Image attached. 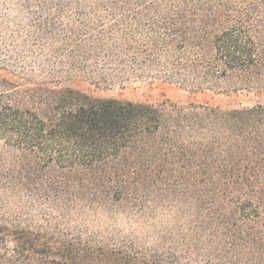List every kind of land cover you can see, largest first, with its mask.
<instances>
[{"label":"trees","instance_id":"16d2710c","mask_svg":"<svg viewBox=\"0 0 264 264\" xmlns=\"http://www.w3.org/2000/svg\"><path fill=\"white\" fill-rule=\"evenodd\" d=\"M5 3L0 264H264V102L94 93L264 92V0Z\"/></svg>","mask_w":264,"mask_h":264},{"label":"rangeland","instance_id":"374dc122","mask_svg":"<svg viewBox=\"0 0 264 264\" xmlns=\"http://www.w3.org/2000/svg\"><path fill=\"white\" fill-rule=\"evenodd\" d=\"M7 6L8 4L5 3V0H0V17L6 11ZM94 93L102 96L139 101H155L167 97L174 101L213 102L221 105L253 104L257 101L264 102V92L259 94L240 93L231 95H214L208 92L193 94L178 85L160 81H137L124 88L103 91L95 90Z\"/></svg>","mask_w":264,"mask_h":264}]
</instances>
